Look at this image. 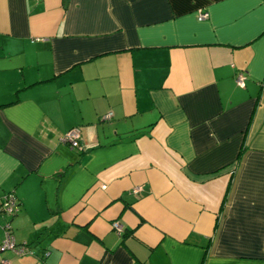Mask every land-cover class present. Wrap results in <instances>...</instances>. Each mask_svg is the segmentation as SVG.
<instances>
[{
  "label": "crops",
  "instance_id": "1",
  "mask_svg": "<svg viewBox=\"0 0 264 264\" xmlns=\"http://www.w3.org/2000/svg\"><path fill=\"white\" fill-rule=\"evenodd\" d=\"M10 194L8 264H264V0H0Z\"/></svg>",
  "mask_w": 264,
  "mask_h": 264
},
{
  "label": "built area",
  "instance_id": "2",
  "mask_svg": "<svg viewBox=\"0 0 264 264\" xmlns=\"http://www.w3.org/2000/svg\"><path fill=\"white\" fill-rule=\"evenodd\" d=\"M208 17V13L206 12H199L198 19L202 20ZM237 84L242 85L245 80V76L242 73L237 74L236 77ZM112 116V113L109 112L108 114L104 115V119H109ZM65 141H67L71 147L73 148H79L80 143V133L78 128H71L67 131L65 136L63 137ZM20 206L19 202L16 200V198L10 194L7 196H4L3 198H0V214H9V215H15L19 212ZM113 228H115L119 233L122 231V226L119 222H113L112 224ZM10 226L7 224L4 226L5 230V238L0 243V250H10L16 255H23L30 252V248L28 245L24 243H16L14 237L11 235L9 231ZM1 264H8V260L1 259Z\"/></svg>",
  "mask_w": 264,
  "mask_h": 264
},
{
  "label": "trees",
  "instance_id": "3",
  "mask_svg": "<svg viewBox=\"0 0 264 264\" xmlns=\"http://www.w3.org/2000/svg\"><path fill=\"white\" fill-rule=\"evenodd\" d=\"M241 154H242V152L240 151L239 152V154H238V158L237 159H240V157H241ZM113 224V223H112ZM112 228H113V226H112ZM114 230H116L115 228H113ZM123 229H122V231L119 233L117 230H116V232L118 233V234H122L123 233ZM1 264V263H0Z\"/></svg>",
  "mask_w": 264,
  "mask_h": 264
}]
</instances>
